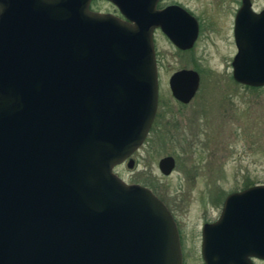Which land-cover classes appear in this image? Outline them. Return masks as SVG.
Instances as JSON below:
<instances>
[{
    "label": "water",
    "instance_id": "95a60500",
    "mask_svg": "<svg viewBox=\"0 0 264 264\" xmlns=\"http://www.w3.org/2000/svg\"><path fill=\"white\" fill-rule=\"evenodd\" d=\"M159 1L110 0L128 24L89 0H0V264H181L171 213L113 173L156 113L152 29L179 50L195 36L183 12L152 14ZM232 80L264 87V60L236 57ZM198 85L191 70L167 81L182 105ZM200 236L203 264L264 260V184L227 194Z\"/></svg>",
    "mask_w": 264,
    "mask_h": 264
},
{
    "label": "rangeland",
    "instance_id": "374dc122",
    "mask_svg": "<svg viewBox=\"0 0 264 264\" xmlns=\"http://www.w3.org/2000/svg\"><path fill=\"white\" fill-rule=\"evenodd\" d=\"M205 72L186 105L170 96L165 67L157 76V108L142 146L113 173L126 184L147 187L171 213L181 236L186 264L198 260L199 229L217 218L222 200L246 186L264 184V87L250 90L218 74L207 51ZM170 156L168 176L157 171Z\"/></svg>",
    "mask_w": 264,
    "mask_h": 264
},
{
    "label": "flooded vegetation",
    "instance_id": "af4514ba",
    "mask_svg": "<svg viewBox=\"0 0 264 264\" xmlns=\"http://www.w3.org/2000/svg\"><path fill=\"white\" fill-rule=\"evenodd\" d=\"M165 9L183 12L193 22L195 36L190 40L189 48L179 50L164 34L152 29L157 76L165 67L169 77L178 71L191 70L200 79L206 69L207 51H213L218 61V74L239 85L232 80L233 60L236 57L264 60V0H160L158 5H152V14H162ZM88 10L132 24L128 19L121 18L117 6L110 5V0H89ZM200 230L197 255L199 263L203 264ZM178 237L181 264H186L179 232ZM250 262L264 264V260L250 259Z\"/></svg>",
    "mask_w": 264,
    "mask_h": 264
},
{
    "label": "trees",
    "instance_id": "16d2710c",
    "mask_svg": "<svg viewBox=\"0 0 264 264\" xmlns=\"http://www.w3.org/2000/svg\"><path fill=\"white\" fill-rule=\"evenodd\" d=\"M242 87H244V88H247V89H250V90H256V89H258V88H251V87H245V86H242ZM151 129H152V126L150 127V130H149V132H151ZM248 186H246L245 188H247ZM153 194H154V192H152ZM155 195V194H154ZM157 197V196H156Z\"/></svg>",
    "mask_w": 264,
    "mask_h": 264
}]
</instances>
